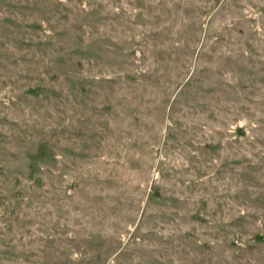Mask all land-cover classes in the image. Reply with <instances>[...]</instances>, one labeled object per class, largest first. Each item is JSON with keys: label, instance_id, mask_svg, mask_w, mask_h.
I'll return each mask as SVG.
<instances>
[{"label": "rangeland", "instance_id": "1", "mask_svg": "<svg viewBox=\"0 0 264 264\" xmlns=\"http://www.w3.org/2000/svg\"><path fill=\"white\" fill-rule=\"evenodd\" d=\"M0 264H264V0H0Z\"/></svg>", "mask_w": 264, "mask_h": 264}]
</instances>
